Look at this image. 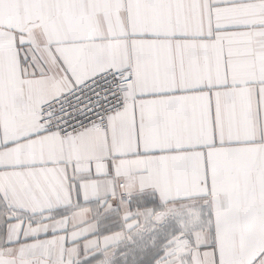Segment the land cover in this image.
I'll use <instances>...</instances> for the list:
<instances>
[{
	"label": "snow or ice",
	"instance_id": "6c2138e0",
	"mask_svg": "<svg viewBox=\"0 0 264 264\" xmlns=\"http://www.w3.org/2000/svg\"><path fill=\"white\" fill-rule=\"evenodd\" d=\"M0 264H264V0H0Z\"/></svg>",
	"mask_w": 264,
	"mask_h": 264
}]
</instances>
